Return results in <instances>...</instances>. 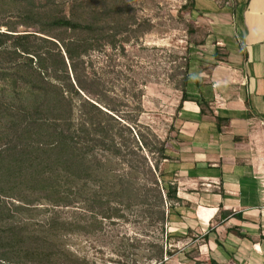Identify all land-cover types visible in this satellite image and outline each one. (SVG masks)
<instances>
[{
  "label": "trees",
  "instance_id": "trees-1",
  "mask_svg": "<svg viewBox=\"0 0 264 264\" xmlns=\"http://www.w3.org/2000/svg\"><path fill=\"white\" fill-rule=\"evenodd\" d=\"M112 10L116 23L123 14ZM103 16L99 0H0V264H99L63 242L87 231L86 213L97 226L144 207L150 224L164 231L166 203L179 200L178 185L159 174L160 162L170 160L168 141L150 128V138L134 135L143 127L141 98L120 105L92 69ZM135 22L126 17L127 26ZM18 24L46 36L2 31ZM198 82L183 77L180 108L188 100L201 107L207 95ZM68 208L76 209L71 217ZM35 213L44 217L34 223ZM166 232L163 244H149V260L167 264L173 255Z\"/></svg>",
  "mask_w": 264,
  "mask_h": 264
},
{
  "label": "rangeland",
  "instance_id": "rangeland-1",
  "mask_svg": "<svg viewBox=\"0 0 264 264\" xmlns=\"http://www.w3.org/2000/svg\"><path fill=\"white\" fill-rule=\"evenodd\" d=\"M234 2L99 0L104 14L101 23L102 47L92 54V69L100 74L105 89L110 96L118 99L120 105L134 106L141 98L144 113L140 116V122L143 127L137 128L134 135L138 132L150 138V128L168 144L173 143L175 136L171 137L170 133H176L175 119L180 110L183 77H198L203 83L210 79L205 75L211 74L212 69L219 65L218 61H226L229 57L228 47L220 46V31L216 27L220 17L231 13ZM114 8L124 17L116 23L109 18ZM126 17H134L135 24L127 26ZM11 21L15 22L16 19ZM8 29L2 27L3 32L13 35L33 33L46 36L40 33L38 27L28 28L18 24L10 31ZM213 47L218 49L215 55ZM210 57L215 60L210 61ZM120 109L129 111L131 107L120 106ZM168 149L170 161L176 160V155ZM143 154L150 158L149 161L152 160L148 152L144 151ZM155 158H158V154H155ZM134 159L139 160V157ZM170 161L160 162L159 174H164L165 182L176 183L178 177L170 172ZM115 166L119 171L126 169L120 163ZM141 182L145 183V177H141ZM186 191L190 196L204 192L198 188H187ZM177 197L179 200L170 202L171 208L166 203L169 221L164 231L160 225L150 224L144 207H134L123 217L103 220V224L97 226H93L91 214L86 213L89 224L87 231L66 235L63 242L69 250L99 264H160L149 260V244H163L167 230L172 234L168 248L173 252L172 256L167 257V264H209L210 256L205 248L204 236L197 231L186 230L188 219L194 211V202ZM68 209L69 216H73L76 209ZM35 214L37 218L32 220L34 223L44 217L40 213ZM226 224L224 216L218 217L210 222V231L212 226Z\"/></svg>",
  "mask_w": 264,
  "mask_h": 264
},
{
  "label": "crops",
  "instance_id": "crops-1",
  "mask_svg": "<svg viewBox=\"0 0 264 264\" xmlns=\"http://www.w3.org/2000/svg\"><path fill=\"white\" fill-rule=\"evenodd\" d=\"M217 24L229 57L205 75L210 79H199L207 95L201 107L182 103L168 144L177 158L167 161L178 177L177 196L194 202L186 230L208 235L210 258L264 264V0H235ZM187 188L204 192L190 196ZM223 216L227 224L210 231V222Z\"/></svg>",
  "mask_w": 264,
  "mask_h": 264
}]
</instances>
